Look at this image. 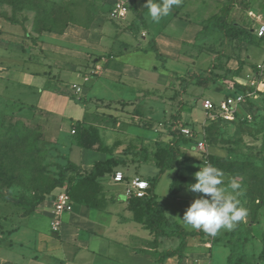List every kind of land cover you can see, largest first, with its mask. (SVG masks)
Listing matches in <instances>:
<instances>
[{
	"label": "rangeland",
	"instance_id": "obj_1",
	"mask_svg": "<svg viewBox=\"0 0 264 264\" xmlns=\"http://www.w3.org/2000/svg\"><path fill=\"white\" fill-rule=\"evenodd\" d=\"M47 1L53 4L50 8L54 13H60L63 20H69L73 25L86 28L97 18L100 27H108L114 33H126L133 37L132 40L135 43L142 42L143 45L137 48L141 51L149 46L151 32L148 29L152 30L156 26L148 21L146 25L148 36L142 39L138 35L141 30L139 29L141 28L140 25L129 22V18L117 24L111 18L109 11L111 1L115 0ZM124 1L134 2V0ZM263 12L264 0H249L248 9L235 10L231 19L242 25L256 28L263 21L261 20ZM33 17L34 12L30 10L13 13L8 5L0 6V126L1 134L10 128L15 129L17 141L24 145V149H20L24 155V161H27L25 156L31 154V159H33L31 165L34 161L39 165L41 164L45 176L57 178L61 170L70 163L80 171L87 172L81 165L83 153L90 155L93 163L104 161L109 157L116 159L119 162L116 171L125 172L127 175H138L137 171H139L141 174L152 176L156 172L154 166L155 140L170 141L168 133L170 117L179 107L182 109L181 119L186 121L185 123L192 119L188 114L194 109L193 119L198 121L191 120L190 128L196 130L198 140L204 138L206 149L205 151L199 150L195 145V140H193L194 142L179 144L176 149L182 154V158L179 159L176 167L167 170L161 176L157 184L156 194L165 214L178 224L182 225L176 218L182 219L191 203L200 198V195L197 194L191 197L188 189L189 186L197 183L193 179L195 173L202 166L210 163L209 155L226 157L229 161L238 163L264 164L262 144L264 136L256 129L264 114V72L260 76L253 74V64L264 60V45L261 42L245 47L243 44L238 45L236 42L229 41L212 32L207 36H200L199 41L193 47L182 46L179 54V61L181 62L168 59L166 66L172 72L188 73L192 68L213 78L216 75H223L217 69L219 64L222 69H225L228 63L234 62L230 64L232 67L237 58L241 59L242 55L243 57L246 56L249 73L245 75L241 72L237 76H226L225 79L217 82L215 87L210 88L215 93L208 90L201 92L200 87H191L188 94L183 95L181 92L182 83L177 82L172 76L166 80V73H158L153 70L157 66L156 59L149 52L148 56L134 53L128 59L131 64L141 69L142 80H126L124 81L125 85L95 83L92 89L85 93L87 99L93 97V99H89V102H85L87 105L85 106L87 109L85 113L81 105L72 101L64 110L65 103L61 102L60 99L55 102L48 97L40 99L41 105H47L50 109L63 112L67 116L73 118L79 116L81 118L84 115L79 120L81 121V132H88L92 138L97 137L102 147V151H94L77 146L75 134L71 132L74 128L72 126L74 121L66 120L65 129L67 131L64 135H60L56 126L58 120L42 112L37 106L30 104L29 100L33 98L32 92L1 76L2 71L8 70L44 76L51 75L53 70H49L44 62H51L52 58L41 50L40 42L37 41V38L34 39V33L30 28L31 25L33 27ZM214 38L216 39L213 40ZM109 49V51H104V59L106 56L115 55L112 53V49ZM90 56L95 57L96 55ZM225 60L226 62L223 64ZM187 67L188 70L185 71ZM70 78L68 82L79 81L78 77L72 76ZM253 82L255 84H252ZM69 84L71 85V83ZM237 85H240L241 88L249 86L253 89L250 91L252 95L248 97L251 99L250 102H245L239 107L246 115H249V118L246 117L249 122L223 123L208 131L205 130V127L201 130L199 127L205 118L201 109L204 98L219 100L229 93L237 92L239 90ZM64 93L65 96L80 100L78 102L84 99L83 96H78L79 92L71 94L70 90H64ZM94 97H102L112 101L99 100ZM116 100L131 101V104ZM185 106L187 109L184 108ZM137 122L151 123L152 128L150 130L141 128L135 125ZM200 133L202 135H198ZM100 157H103V160H99ZM252 170L249 166L247 170L242 172H247V175L233 176V178H238L237 182L246 191V195L239 197V199L241 205L248 210L249 215L246 221L237 225L235 230L226 231L222 229L215 237L219 239V242L214 245L211 252V264H264V261L259 258L263 245L261 233L264 230V206L260 209L256 208L258 200L264 198V187H260L258 182H252L248 179V174H251ZM178 171L185 176L187 188L181 191L179 198L176 199L175 196L169 194L168 188L172 177ZM224 174L223 186L227 187L231 179L227 173L224 172ZM73 179L74 175L69 174L60 188L65 190L71 187ZM109 181L110 177H106L101 182L98 193L99 202L104 199L103 183ZM45 182L47 181L45 180ZM111 190L122 192L124 186L117 184ZM58 191H54L51 195ZM189 195L191 196L186 197ZM20 196L27 201H34L37 196L34 186H29L28 177L24 176L20 185L14 184L9 188L0 186V264H21L18 252L12 251L14 245L23 249L21 258L24 260H29L30 256L41 249H44L45 253L49 251L48 241L45 238L40 241L42 245L38 243L37 246H33L30 239L32 235L30 228L49 234V216L42 214V212L33 215L38 206L34 212L28 214L26 208L11 203V199ZM116 208L118 207L113 209ZM93 213L91 211L92 217ZM69 215L63 214L59 217L60 222L64 224ZM106 222L109 223L108 218H106ZM215 238L212 237V240ZM93 239L91 238L88 243L81 242V244H88L89 250L95 252L100 250L106 252L109 249L115 253L122 251L117 244L112 246L105 243L100 244ZM177 243V239L164 240L159 250L175 248ZM56 257L60 258L61 252L57 251ZM103 262L104 260L95 259L93 255L82 251L71 264H102Z\"/></svg>",
	"mask_w": 264,
	"mask_h": 264
},
{
	"label": "crops",
	"instance_id": "obj_2",
	"mask_svg": "<svg viewBox=\"0 0 264 264\" xmlns=\"http://www.w3.org/2000/svg\"><path fill=\"white\" fill-rule=\"evenodd\" d=\"M115 1H111L109 11ZM230 1L231 0H183L181 7H174L169 16L163 18L159 23H153L150 18H148V10L144 8V5L148 2V0H134L138 11L142 15L144 25L135 17L133 13L129 11L124 19L114 21L117 24H120L122 21L124 22L129 18V22L140 25L141 28L139 29L141 30L138 35H140L142 39H145L148 36V32L146 31L148 29L146 27L147 22L149 21L151 24L153 23L152 25H156L152 28V30L148 29V31L151 32V38L149 40L154 41L157 51L161 56L160 59L155 56L149 46L142 51L138 50L137 48L143 44L142 42H133L132 36L126 33L111 32L108 27H100L97 18L86 28L69 23L63 32L37 33L33 30L31 25L30 28L34 33V39H38L37 41L40 42L41 50L52 58L51 62H44L45 66L49 70H53L51 75L44 76L30 72L8 70L2 71L1 76L11 82L18 83L20 87L31 91L33 98L29 100L30 104L37 106L39 110L45 112L50 117H53V119H57L58 123L56 126L59 134L64 135L67 131L65 129L66 120L77 122L81 120L84 115H82L81 118L79 116L78 118L67 116L63 112L50 109L47 105H41L40 99L48 97L51 98L53 102L56 100L59 101L60 99L61 102L65 103L64 110L65 108H68L69 103L72 101L81 105L82 110L85 113L87 110L85 109V106H87L85 102H89V99H93V97L87 99L85 93L90 91L95 83L105 85H125L124 81L126 80H142L140 75L141 69L131 64L130 60H128L134 53H140L148 56L149 52H151L156 59V62H154L157 64L153 70L158 73H166L167 78H165L167 80L172 73V71L166 66L168 59L170 58L176 62H181L179 61V54L182 46L193 47L195 44V37L201 30V24L203 21L219 13L223 6L229 4ZM123 2L126 3L124 0ZM157 3H159V0ZM237 9H243L240 5V0H233L230 17ZM261 18L263 21L260 25L264 24V14L261 15ZM257 27L253 28V30L255 31ZM146 41L144 42L145 44ZM242 44L245 47L248 46L245 43H241V45ZM262 44L264 45V43ZM109 48L112 49V53L115 55L110 57L106 56L104 59V51H109ZM90 55L96 56L91 57ZM241 60L244 61L242 72L246 75L250 71L246 61V56L243 57L242 55ZM263 61L258 63H262ZM233 63L234 62L228 63L227 68L235 69L237 67V63L233 66L231 65L232 67H230V64ZM258 63L253 65L255 66ZM187 70L188 67L185 71ZM173 73L178 74V72ZM185 73L186 72L178 75H183ZM72 76L78 77L79 81L68 82ZM69 83H71V85ZM69 85L70 88H68ZM72 85L80 88L78 96L84 97L81 102H83L85 106L78 102L80 100H75L69 96H65L64 90H70L71 94H75L76 91L72 89ZM213 87H215V85ZM200 90L201 92L207 91L203 88H200ZM208 91L215 93L212 89H208ZM224 97L225 96L219 100L209 98L204 99H208L216 103ZM94 98L112 101L102 97ZM124 102L131 104V101ZM184 108L187 109L186 106ZM193 112L194 109L188 114V116L190 115L192 118L187 121L189 124L191 123V120L198 121L193 119ZM202 113L204 115L203 109ZM202 121L204 122V120ZM82 160L81 165L87 172H89L93 165L92 158L90 155L83 153ZM99 160H103V157H100ZM137 172L138 175H127L125 172L122 173L126 175L127 178L139 177L146 180V177H148V175L141 174L139 171ZM103 184L104 186L102 187V192H104V199L98 203V207L90 208L84 204H76L72 202V211L69 213H63L70 214L66 222L62 224L59 218L60 228L58 232H53L49 228V234L47 235L44 232L30 228L32 231L30 239L33 242V246H37L38 243L45 238V240L48 241L49 251L45 253V250L41 249L40 251H36L34 255L30 256L31 258L29 260H24L21 258L23 256L21 255L23 249H21L18 245H14L12 251L18 252L20 256V263L71 264L80 252L86 251L87 253L93 255L95 259L104 260L102 264H115L114 262L117 263V261L121 262L118 264H155L156 253L160 251L159 247L164 243V241H162L157 248H152L151 243L154 237L151 233H149V231L143 228L140 220L135 216L134 212L127 208L128 198L124 196V190L122 192H113L111 188L115 187L117 183H113L111 177L109 182H104ZM57 193L58 192H55L50 197H47L45 201L38 205V209L33 213V215L42 212V214H47L49 216L51 222L53 214L52 204ZM181 193L182 192L174 195L176 199L179 198ZM191 195L186 197H193L194 193H191ZM114 207L118 208L113 209ZM91 211L94 212L93 217L91 216ZM63 214H61L60 217ZM106 218L109 219V223L106 222ZM105 223L108 224L106 225ZM91 238H94L93 240H96L100 244L105 243L110 246L117 244L122 251L120 253H118V251L115 253L109 251L110 249L106 252L103 250L98 252L89 250L88 244H81V242L88 243ZM210 238L208 239L205 237L202 240L199 238H188L184 257L181 260H178L176 257L168 258L163 264H211V252L214 245L219 242V239L215 238L212 240V237ZM57 251L61 252L60 258L56 257Z\"/></svg>",
	"mask_w": 264,
	"mask_h": 264
},
{
	"label": "trees",
	"instance_id": "obj_3",
	"mask_svg": "<svg viewBox=\"0 0 264 264\" xmlns=\"http://www.w3.org/2000/svg\"><path fill=\"white\" fill-rule=\"evenodd\" d=\"M128 11L133 13L135 17L144 25V20L141 13L138 11L133 1L126 2ZM233 0L229 4L224 5L219 13L213 15L203 21L201 24V30L195 37V43L199 41L200 36H207L210 33L222 36L223 38L234 41L238 45L245 43L247 45L264 43V38H258L255 31L250 26H245L239 22L232 20L230 17L232 10ZM1 5H8L13 13L18 11L30 10L34 12L33 17V30L37 33L42 32H63L66 26L70 23L69 20H63L60 13H54L52 8L53 4L47 0H0ZM240 5L243 9H248V1L240 0ZM59 27V28H58ZM217 38V37H216ZM214 38L213 40H215ZM150 50L155 54L157 58H161L154 41L149 42ZM228 60H230L228 58ZM226 62L223 61V64ZM237 67L230 69L219 64L217 69L219 73L223 75H216L213 78L204 72H198L191 70L183 75L177 73H171L173 79L183 84L182 93L183 95L188 94L190 87H200L204 90H208L213 87L217 82L225 79L228 75L237 76L239 75L244 66V61L237 58ZM255 68V66H254ZM254 71V69H253ZM239 90L236 92L229 93L225 96H234L237 94H246L250 92L252 87H240L237 85ZM251 99L246 97V103H249ZM83 106L85 104L80 102ZM182 109L179 107L174 115L170 117V126L168 129L170 141L163 142L158 139L155 140V153H154V166L157 172L146 177V181L149 184V188L146 191V195L142 198L130 197L127 200V208L134 212L135 216L140 220L143 228L154 237L151 246L157 248L162 241L177 239L178 243L175 248L164 249L156 253L155 264H163L168 258L176 257L181 260L184 257V252L187 248L188 238H199L204 239L210 238V236L204 234L202 231L187 230L175 220L165 215L162 205L158 200V196L155 194V188L159 182L161 176L167 171L177 166L179 159L182 158V154L176 149L179 144H185L192 139L186 138L180 130L184 127H191V124L185 123L181 119ZM246 114L242 109H238L236 113L235 121L232 123L249 122L246 118ZM112 119H114L112 117ZM115 120V119H114ZM252 124L254 122L252 121ZM135 125L144 128L151 129V123H140L137 122ZM72 134H75L74 138L77 146L86 148L94 151H102V147L97 137H93L87 132H81V121H77L72 125ZM218 124L211 123L205 130L217 127ZM257 131L264 136V114L261 121L256 127ZM15 129L10 128L5 130L4 134H1L0 126V186L9 188L14 184H22L23 177L29 178V186H34L37 196L34 201H27L24 197L20 196L16 199H11V203L15 206L23 207L27 209V213L31 214L35 208L40 205L47 197H50L54 191L59 190L66 192L71 201L76 204H84L90 208L98 207V193L100 191L101 182L106 177H111L119 166V162L111 157L104 161H96L93 163L92 168L89 172L80 171L75 165L70 163L66 168L62 169L57 178H49L44 175L45 171L42 170L41 164L37 162L32 163L31 154L25 156L27 161H24V155L20 149H24V145L17 141L15 135ZM194 142V141H193ZM263 148H264V137H263ZM39 151V149H37ZM185 158V157H184ZM208 159L210 163L220 169L221 171L228 174L229 179L234 177L247 175V170L250 166L251 174H248V179L252 182H258V186L264 187V164L253 165L252 163H238L229 161L228 158L215 157L209 155ZM69 174L74 175V179L71 182V187L62 190L60 187L65 182ZM125 179H127V176ZM45 180L48 182H45ZM186 188V180L184 175L178 171L173 177L169 184L168 192L170 195H176ZM260 191V189H259ZM264 206V198L258 200L256 205L257 209ZM216 241V240H215ZM262 250L259 258L264 261V230L261 233Z\"/></svg>",
	"mask_w": 264,
	"mask_h": 264
},
{
	"label": "clouds",
	"instance_id": "obj_4",
	"mask_svg": "<svg viewBox=\"0 0 264 264\" xmlns=\"http://www.w3.org/2000/svg\"><path fill=\"white\" fill-rule=\"evenodd\" d=\"M182 4L183 0H159V3L148 0L144 8L148 10L151 22L159 23L171 14L174 7H181ZM224 175L211 163L205 164L195 173L193 179L197 183L189 186L188 190L200 195V198L191 203L182 219L176 218L185 229L202 231L215 238L222 229L233 231L240 222L246 221L249 213L239 199L246 195V191L237 182L238 178H232L228 186L224 187Z\"/></svg>",
	"mask_w": 264,
	"mask_h": 264
},
{
	"label": "built area",
	"instance_id": "obj_5",
	"mask_svg": "<svg viewBox=\"0 0 264 264\" xmlns=\"http://www.w3.org/2000/svg\"><path fill=\"white\" fill-rule=\"evenodd\" d=\"M127 14L128 8L125 2L115 1L112 4V7L110 9V16L113 20H122L126 17ZM255 33L258 38H264V24L259 25L255 30ZM263 72L264 61L255 65L253 74L256 76H260ZM252 84L255 83L253 82ZM72 89H74L76 92H79L80 88L75 85H72ZM251 95L252 93L250 92L246 94H237L234 96L229 95L225 96L222 100L216 103L208 99L203 100L201 106L204 111L205 119L202 125L200 126V129L202 130L204 127H207L211 123H216L218 125L223 123H232L233 121H235L236 113L239 107L246 102V97H250ZM246 117L249 118V115H247ZM180 132L186 138L195 140V145L199 150L205 151L206 148L204 138L198 140L196 136V130L189 127H184L180 130ZM200 135H202V133H200ZM111 179L113 183L123 184L125 186L124 196L126 198H142L146 195V191L149 188V184L146 180L139 177H131L125 179V176L121 171H115L111 176ZM52 205L53 214L52 221L50 222V229L53 232H58L60 228V215L63 213L71 212L73 209V204L69 195L64 191H60L55 195Z\"/></svg>",
	"mask_w": 264,
	"mask_h": 264
}]
</instances>
